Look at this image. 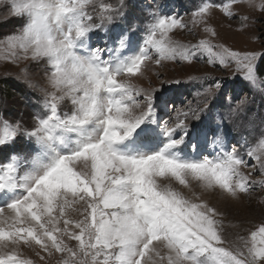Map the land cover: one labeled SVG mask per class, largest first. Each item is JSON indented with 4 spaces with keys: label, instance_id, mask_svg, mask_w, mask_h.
<instances>
[{
    "label": "snow or ice",
    "instance_id": "6c2138e0",
    "mask_svg": "<svg viewBox=\"0 0 264 264\" xmlns=\"http://www.w3.org/2000/svg\"><path fill=\"white\" fill-rule=\"evenodd\" d=\"M237 3L264 12V3L255 0H230L223 6L204 3L192 14L191 22L203 24L204 32L216 37L207 16L219 8L232 18ZM5 5L12 16L30 19L0 45L13 59H29L21 55L24 44L38 33L60 38V52L49 57L55 62L48 64L46 72L52 74L55 86L69 88L64 101H70L72 112L62 115L57 98H49L39 88L50 114L36 119L26 134L53 153V162L42 165L34 160V166L43 167L42 174L29 176L25 195L0 207V264H37L20 251L25 247L40 264H50L57 255L56 264H264V221L247 236H238L237 243H230L217 218L222 213L202 195L218 191L227 200H238L250 191L249 175L242 172L247 161L236 147L227 150L223 143L227 133L218 118L202 117L222 84L207 75L201 77L213 79V85L199 94L203 100H197L195 108H175V116L163 120L157 112V94L164 84H181L182 80L170 77L160 81L161 87L149 88L133 82V78H143L150 65L166 68L165 62L179 61L191 66L197 53L202 59L206 55V63L213 67L227 69L235 64V72L253 80L260 54L235 51L210 39L180 44L170 33L187 24L165 16L151 26L138 55L113 67L104 54L128 47L131 30L121 34L111 49L88 48L80 42L94 30L107 32L110 24L123 17L121 7L104 0H6ZM69 67L71 71H66ZM155 75L159 79L161 73ZM29 86L37 87L31 82ZM247 103V97L240 99L232 112ZM149 122L165 138L158 151L134 156L114 147L133 136L154 141L156 129ZM18 128L5 123L0 146L10 143ZM57 131L77 133V148L68 154L57 151L54 145L63 143ZM210 135L217 137L211 145L214 152L219 147L216 155H205ZM246 155L256 161L255 167L264 176V139ZM15 171L14 162L0 163V191ZM259 183L264 186V180ZM193 185L201 195L192 190Z\"/></svg>",
    "mask_w": 264,
    "mask_h": 264
},
{
    "label": "rangeland",
    "instance_id": "374dc122",
    "mask_svg": "<svg viewBox=\"0 0 264 264\" xmlns=\"http://www.w3.org/2000/svg\"><path fill=\"white\" fill-rule=\"evenodd\" d=\"M104 2L121 7L124 13L122 18L108 26V34L112 32V27H115L113 31L115 38H118L123 31L122 21L132 22L130 14H127L130 8L133 7L137 12L145 11L148 15L147 21L151 27L153 18L149 12L157 14V10H160L159 7L164 3H167V6L163 8L167 12L173 5V2L167 0H124L123 6L120 5V0H104ZM229 2L230 0H177V3L173 5L177 7H173L176 11L169 13L176 15L170 17L181 19L187 24V27L174 28L170 36L173 40L183 45L197 44L201 39H210L214 44H225L235 51H254L259 53L260 56L254 66L253 80H248L235 72V64H232L227 69L219 65L213 67L206 63V55L202 59V54L197 53L191 66H187L186 62L179 61L165 62L166 68L150 65L145 70L143 78H133V82L144 88L161 87V80L170 77L180 78L182 80L181 84H164L161 92L167 89L174 91L175 87H184V91L189 95L185 100L184 96L181 98L180 101H185L183 107L191 105L195 108L196 101L203 100V97L199 94L203 93L205 88L213 85V79L211 78H214L216 82L222 84V89L209 99V108L202 114V117L212 121H216L218 118L227 133L223 142L229 136L236 137L237 140L233 146L239 148L238 152L245 157L246 152L250 148L255 147L260 140L264 139V79H260L256 74V67L264 56V12L250 8L247 3H237L233 7L234 17L229 18L220 12L219 8H214L211 14L207 16V23L218 33L216 37H210L205 33L203 24L193 25L191 22L192 14L198 11L199 7L204 3L223 6ZM255 2L260 4V0H255ZM7 8L8 5L0 6V45H3L10 36L18 34L19 30L27 22V17L25 16H7ZM243 16H247L248 20L242 21L241 17ZM158 18L156 17L155 22ZM139 28L137 30L146 38L150 30L142 32L140 30L142 27ZM80 43L84 45L85 41L82 40ZM111 46H115V41L111 42ZM82 49L83 47L80 50ZM109 52L113 54L115 59L113 67H115L119 63L116 61V56L121 52H111V50ZM130 60L128 59V61ZM48 67L46 61L43 60L36 61L30 58L28 60L22 58L13 59L10 52L5 47L0 46V128L2 129H0V134L4 131L5 123L12 127L19 125L20 128L17 129V132L30 131L34 127L36 119L47 118L50 114L49 107L47 111H40L42 113L38 115V113L34 114L35 112L29 106V99H39L47 103L39 88L44 86L45 72ZM155 72L161 73L159 79H157ZM206 75L211 78H201ZM189 77L197 78L190 80ZM6 81H13L20 85V88L26 92V98L25 96L20 98L14 91H10L4 97L6 90H3L1 84ZM29 82L37 87H30ZM226 84H230V88L223 87ZM244 97H247L248 103L242 109L232 112L235 105ZM211 106L213 107L210 111ZM168 108H171V105ZM60 111L62 115L64 113L70 114L72 112L70 101H64L61 104ZM160 111L162 115L163 110L160 109ZM166 112L168 117L170 115L172 117L175 116V112L170 109ZM154 127L156 128V125ZM62 132L57 131L56 135L63 138V143H56L54 147L61 154H68L77 148L78 134ZM211 139L212 144L217 142V137L211 136ZM160 140L157 139L159 145H161ZM133 141V137H129L125 141L114 145V147L120 153L127 155L151 154L150 149L132 148L135 146ZM237 141L240 143H237ZM128 144L130 145L129 147L127 146ZM212 144H210L207 153H210V151L218 153L219 147L214 152L211 147ZM35 148L38 152L32 149L27 151L22 136H15L10 143L0 146V163L14 162L16 165V171L9 185L3 191H0V207H5L8 203L25 195V185L29 183V176L42 174L43 167H36L32 162L36 159H39V161L45 158L48 159L49 150L46 149L45 153L39 151L42 146L38 143ZM250 160H252L250 164L242 169L244 174L249 175L250 191L242 193L238 200H227L218 191L202 194L206 202L215 206L222 213L217 218L222 221L223 234L230 243H237L238 236H247L250 231L255 230L264 221V186L259 183V181L264 180V176H261L258 168L255 167L256 161L254 159ZM48 164L47 162L42 165ZM253 181H257V183H253ZM192 190L197 195H201V190L198 186L193 185ZM184 191L189 198H192L190 191L187 189ZM20 251L26 258H31L37 261V264H40L31 249L25 247L21 248ZM57 259L58 255L52 258L50 264H56Z\"/></svg>",
    "mask_w": 264,
    "mask_h": 264
},
{
    "label": "clouds",
    "instance_id": "9594fccd",
    "mask_svg": "<svg viewBox=\"0 0 264 264\" xmlns=\"http://www.w3.org/2000/svg\"><path fill=\"white\" fill-rule=\"evenodd\" d=\"M260 3H264V0H260ZM6 4V0H0V6H4ZM31 7V5H29ZM7 16L15 15L10 10L6 13ZM27 17V16H25ZM30 22L29 17H27V22L25 25H27ZM59 37H56L55 34H53L52 38H49V36L38 33L35 35L31 40L26 41L24 44V51L21 53L22 56L29 57L30 59L35 55L38 58L36 61H46L47 65L54 63L55 59H49V57H57L60 52V43H59ZM55 40V43L53 42ZM66 71H71L70 67L66 69ZM52 74L50 72H45V80H44V86L41 87L45 89L47 92L49 98L55 97L57 98L59 103H63L65 99L68 98V87H58L55 86L52 83ZM44 95V93H42Z\"/></svg>",
    "mask_w": 264,
    "mask_h": 264
},
{
    "label": "trees",
    "instance_id": "16d2710c",
    "mask_svg": "<svg viewBox=\"0 0 264 264\" xmlns=\"http://www.w3.org/2000/svg\"><path fill=\"white\" fill-rule=\"evenodd\" d=\"M256 74L260 79H264V56L262 57L261 61L259 62L258 66L256 67ZM1 86L3 87V90H6V93L4 94V97L7 96V94L10 91H14L17 95L20 96V98L24 97L26 98V92L25 90L20 88V85H17L13 81H6L2 82Z\"/></svg>",
    "mask_w": 264,
    "mask_h": 264
},
{
    "label": "bare ground",
    "instance_id": "6f19581e",
    "mask_svg": "<svg viewBox=\"0 0 264 264\" xmlns=\"http://www.w3.org/2000/svg\"><path fill=\"white\" fill-rule=\"evenodd\" d=\"M118 62V61H117ZM243 232V231H242Z\"/></svg>",
    "mask_w": 264,
    "mask_h": 264
}]
</instances>
